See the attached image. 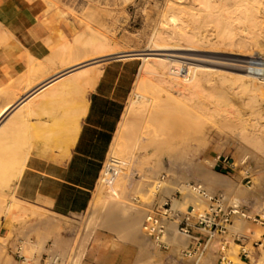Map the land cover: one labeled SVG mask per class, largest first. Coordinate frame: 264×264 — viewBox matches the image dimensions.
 <instances>
[{"label":"rangeland","instance_id":"rangeland-1","mask_svg":"<svg viewBox=\"0 0 264 264\" xmlns=\"http://www.w3.org/2000/svg\"><path fill=\"white\" fill-rule=\"evenodd\" d=\"M30 2L40 3L46 11L61 9L83 24L86 31L100 32V36L107 38V46L102 48L111 53L116 52L107 57L122 54L164 53V51L149 50L154 45V35L158 29L163 27V22L165 24L168 21L172 23L174 22L172 18L175 17L173 14H179V12L175 13L178 10L170 9L169 12L168 4L170 5L171 0H30ZM218 3L223 5L222 1L218 0ZM254 3L261 8L259 12L264 18V1L255 0ZM219 5H216L220 8L216 12L221 13L223 11L221 9L224 7ZM189 6H191L190 8L200 7L197 2ZM226 7H231L230 11H233V0H228ZM222 13L217 20L206 24V27L194 25L190 20L185 23V26L188 23L185 29L188 32L194 31L209 35L211 40L198 44V53L215 62L209 67L220 70L219 74H221L217 75L213 72L209 77L210 81L202 82L196 89L193 99L184 102L167 99L169 94L166 91L170 89L168 84L160 86L155 74L145 70L142 72L144 61L140 57L123 55L125 58H134V68L138 67L127 100V107L134 98L138 99L136 94H146L153 100L148 105V111L152 116L149 118L150 120L148 118L145 120L146 114H140L123 137L127 148L126 151L121 152L120 157L124 158L131 151H135V161L131 163V169L127 170L125 165L119 167L113 182L104 181L102 176L100 179L102 185L99 182L98 186L101 187L97 186L93 198L102 188L97 206V210L100 211L109 204V193L117 194L121 186L126 188L127 192L131 191L133 187L134 190L136 181L141 187L140 182L146 176L144 173L148 174L150 170L154 172L153 168L156 166L159 170L163 168L159 175H168V180L177 181L178 184L197 183L191 177L196 172L195 164L199 163L239 184L231 191L227 187L221 186L223 188H219V192L226 194L233 202L244 205L247 215L250 217L237 216L233 219V239H230V246L227 248L229 259L233 264H264V169L262 175L256 173L264 167V79H254L257 87L244 88V81L240 77L241 72L234 66L243 65L246 68L252 57H264V50L260 51L259 46H255L249 49V53L252 52L250 56L244 55L245 47L238 42L233 43V40L244 32H239V28L233 27V23L227 25V13ZM196 16L197 18L204 17L202 14ZM189 18L188 15L179 14L175 17L176 25L181 26V20ZM172 27L168 24L164 29ZM83 39L78 35L75 42L79 48L89 49L86 58L105 53L101 51L100 42L99 45L87 44ZM160 58L163 57H151L150 60L161 63L162 59ZM173 59L182 61L178 58ZM108 60L112 59L106 61ZM106 61L98 62L100 64L97 63L95 66L101 67ZM172 65L167 67L168 74L171 78L178 80L170 73ZM142 80L143 84H141ZM139 83L141 87L137 89ZM142 131L144 132L142 133ZM141 133L145 134L140 145L135 141ZM134 139L136 140L134 141ZM135 145L137 146L135 147ZM187 146L192 149L191 153L184 154L178 161L171 159L172 155L181 153L182 149ZM248 150L249 153L245 156L248 157L247 162H241V155ZM112 155L114 153L111 147L108 159ZM218 156H228L235 163L233 170L227 171L221 167H215ZM16 159L14 158V161L0 159V264H35L36 262L50 264L53 256L57 258L56 264H61V262L63 264H146L147 261L144 262L143 257H140L138 247L127 242L122 233H117L106 227L99 217V211L94 212L91 205L84 213L61 216L47 207L20 199L16 194L17 184L9 186L6 181L7 179L11 180L10 176L21 166H24L25 169L26 157H22L21 160ZM19 161H22L21 166L18 165ZM193 163L194 165H192ZM12 166H14L13 169ZM9 170L12 172L5 175V172H10ZM160 176L158 177L160 178ZM183 176H188L189 179H183ZM5 178L7 179L5 180ZM120 179L123 182L119 187L117 182ZM204 185L212 187L218 184L212 182V184L204 183ZM208 186L204 187L210 194L219 193L211 190ZM240 186L254 189L258 192V197L249 200L240 198ZM140 187L136 192L133 190L128 192L129 196H132L131 198L134 202L137 201L139 206L148 208L145 203L149 201L147 197L144 198V194L139 190ZM177 189L182 188L177 187ZM154 191L156 192V189ZM155 195L153 197L157 202L168 197L162 196L161 192H156ZM200 206L205 208L203 203ZM50 220L52 221L49 222ZM237 220L246 222L245 226H238ZM237 233L247 237L242 241L243 245L234 240V235ZM88 236L90 237L89 245L78 263L81 248ZM58 244L65 248L64 256L56 251ZM242 247L250 251L249 258H241ZM157 250L162 252L163 259H156L155 264H204L212 252H215V257L207 262L208 264H218L220 255L217 243H214L203 255L183 256V258L173 253L172 249L162 250L157 247ZM139 257L143 260L136 263ZM191 258L193 260H190Z\"/></svg>","mask_w":264,"mask_h":264},{"label":"crops","instance_id":"crops-1","mask_svg":"<svg viewBox=\"0 0 264 264\" xmlns=\"http://www.w3.org/2000/svg\"><path fill=\"white\" fill-rule=\"evenodd\" d=\"M80 31L86 32L83 24L61 9L46 11L40 3L30 0H0V110L6 104L14 105L0 120V159L26 157L25 169L16 185L17 196L61 216L81 214L89 209L138 71V67L134 68V58H113L102 64L104 71L99 82L86 95L89 105L81 120L76 144L69 158H64L62 151L53 146L54 140L47 142L38 138L62 106L44 99L47 92L44 85L47 81L64 79L71 70L76 71L67 65L70 60L80 57L83 61L78 71L91 67L85 63L89 49L79 48L75 42ZM63 64L68 67H62ZM58 69L61 71L57 73ZM38 94L43 97V104ZM75 95L67 97L71 99ZM29 97L30 100L37 97L33 99L39 101L36 106ZM31 109H42L44 113L39 111L41 117L36 114L37 117L25 118ZM37 126L41 134L34 128ZM221 186L208 187L219 192Z\"/></svg>","mask_w":264,"mask_h":264},{"label":"bare ground","instance_id":"bare-ground-1","mask_svg":"<svg viewBox=\"0 0 264 264\" xmlns=\"http://www.w3.org/2000/svg\"><path fill=\"white\" fill-rule=\"evenodd\" d=\"M219 1L223 2V5H222V3H221V5L224 7V9L223 8L221 9V10H223V11H221V13L218 11H217L218 13L216 12V10L220 9V8H218V6L216 7V5H219L218 0H176V1L171 0V3L169 2L170 5L168 4L169 12H170V9L178 10V11H175V13L179 12V14L188 15L190 18L187 20L182 19L181 20L182 24L180 23L181 26L178 24L176 25L177 20H175V17L179 16V14L176 13V14H173V16H175V17L172 18L174 20V22L171 23L168 21V22H166V24L163 22V24H162L163 27L162 28L159 27L160 30L159 29L157 30V33L154 35V38H153V44L154 45L149 50L164 51V53H147V54H139L138 53V54L128 55V57H140L141 59H143L144 62L142 64V72L145 70V71H150L153 74H155L157 76L158 84L160 86L163 84L164 85L168 84L170 89L168 91H166V89H165L166 93L168 92V94H169L167 99L170 98V100H173L175 102H180V101L184 102L185 100L187 101L189 99H193L194 96L196 95V89L201 85L202 82L210 81L209 77L213 72L217 73V75H221V74H219L220 70H216L212 67H209V65H211L215 62H213L212 60L207 59L205 57H202L198 53V51H199L198 44L202 41L211 40V39H209V35L204 34V33H200V32H194V31L188 32L187 30H185L186 27L188 26V23H187V26H185L186 25L185 23L188 22V20L193 22L194 25L196 24L199 26L206 27L205 26L206 24H208L209 22H212L214 20H217V18L221 14H223L222 12H225V13H227V15H226L227 25H231L233 23V27L237 26L240 30L239 32H241V33L244 32L243 34H240V36H238L237 39L233 40V43L235 42V44H236V42H238L239 44H241L245 47L244 55L250 56L252 54V52L250 51L251 53H249V49L253 48L255 46H257V47L259 46L258 49L260 51L264 50V18L260 15L259 11L261 8L258 5H255L256 4V3H254L255 0H233V7H232L233 11H230V10H232V9H230L231 7L225 8V6H227L228 0H219ZM195 2H197L198 5H200V7L190 8L191 6H189V5L193 4ZM221 5H219V6H221ZM192 6H195V5H192ZM173 10H172V12H173ZM232 12H233V14H231ZM198 14H202L204 17L202 16L203 18H201V16H200V17H198L199 18V20H198V18L196 16ZM200 18H201V20H200ZM231 19H233V20H231ZM174 23H175V25H173ZM164 24H165V26H164ZM168 24H169V26L172 25L173 27L170 29L169 28L164 29V27H166ZM91 31L92 30H87L84 33L83 32L81 33V31H80L78 33H80L79 36L83 37L84 38L83 41L87 44L99 45L98 43L100 42L101 48L107 46L106 45L107 44V38L100 36L99 35L100 32H94L93 31V33H92ZM95 33H98V34H95ZM218 40H219V38H218ZM235 44H233V45H235ZM101 51L105 52V53L102 55L100 54V56L99 55H96V56L93 55V56L87 57L86 59H85V57L82 58V59H85V63L90 64L89 65V66H91L90 68L78 71L77 67H79V66L81 67L82 62H83V61L81 62L80 57H78L76 59H73L72 61L70 60V62L68 61V63H67V65L70 68L75 67L76 71L71 70L70 75L65 77L64 79H62V77H61L60 79H62V80L54 79V80H51L49 82L47 81V83L44 85V89L45 90L47 89V92L45 93V95L43 94L45 96L44 99H49L50 101L52 100V102L53 101L59 102L62 106L60 107V110H58V112L55 113V115L51 118L52 122L50 120V122H51L50 124H46L44 127L42 126L43 127V131H42L43 133H42V136H40L38 138L42 137L43 140L47 141V142L54 140L53 146L56 147L55 149L58 148L62 151V156L64 158H67V157L69 158L70 152L72 151L71 149L76 144L77 138H78L79 133L81 131V120L86 115L88 105H89L88 99L86 96L87 92L90 89H93L97 85V83L99 82V80L102 76V73L104 71V70H102V66L98 67L95 65H97L98 62L106 61L107 59H110L107 56H110L111 54L116 53V52L111 53L108 50L103 49V48L101 49ZM101 51H100V53H102ZM125 56H127V55H125ZM157 56L163 57V58H160V59H162L161 63H157V62L150 60L151 57H157ZM97 57H99V58H97ZM119 57L125 58L124 56H119ZM173 58H178L182 61L180 62V61H177ZM171 61L174 63H172ZM65 64H63L62 67L67 68L68 66ZM98 64H100V63H98ZM171 64H173V65H172V68L170 70V73L173 76L177 77L178 80L171 78L168 74L167 67L170 66ZM260 65L264 66V63L262 62V63H260ZM234 66H236V70H239L241 72L240 77L244 81V83H243L244 88L248 89L251 86L257 87V83L255 81L258 78L257 75L263 76V79H264V69H262V68H252V67L249 68L247 66L245 68V66H243V65H234ZM59 70L60 69L57 70V73ZM57 77H60V76H57ZM39 82H41V81H39ZM143 83H144V81L142 80L141 84H143ZM140 87L141 86L139 83L136 88L139 89ZM156 87H157V84H156ZM34 88H36V86ZM42 89H40V90H42ZM75 93L77 95H75L71 99H69L67 97L68 95L75 94ZM40 94H42V93H40ZM40 94H38V96L40 98V100L39 99L38 100L41 103L42 102L41 98H43V97H40ZM16 97H17V101H18L19 96H16ZM37 97L33 98V99H37ZM136 97H138V99L134 98L131 101V103L129 104V106L126 108L125 113H124L123 118H122V121L120 123V126L118 128V131L116 132V135L114 137V141L112 143V152L114 153V155H112V157H116V158L120 159L122 162L121 166L125 165L127 170L131 169V167H130L132 165L131 163L133 161H135L134 160L135 151L134 152L131 151L124 158L120 157L121 152L126 151V148H127V145H125V143L123 142V140H124L123 137H125V132L132 126V124H134V121L137 120V118L140 114H143V113L146 114L145 120L147 118H148V120H150L149 118L152 116L151 112L148 111V105L153 102L152 98L146 94H143V95L136 94ZM66 98H68V99H66ZM33 99L30 100V97H29V100L36 106V102H39V101L35 102V101H33ZM25 101H26L25 103H28L27 100H25ZM43 102H42V104H43ZM18 103H21V102H18ZM34 105H32V106L34 107ZM13 106L14 105H11V104L7 105L6 104V106H4L0 110V120L3 117H5L6 114H9L8 111L11 107L13 108ZM19 106H18V108H19ZM39 106H38V108H39ZM33 107H32V109H33ZM42 107H43V105H42ZM29 108H31V106H29ZM14 109H15V107H14ZM16 109H17V107H16ZM32 109L29 110V112L27 113L26 116L24 115L25 118H28L32 115L36 116V114H39V113H44V112H42L43 111L42 109L41 110L36 109L37 111L35 109L34 110H32ZM48 109H49V107H48ZM57 109H58V107L55 108V110H57ZM50 110L51 109H49V111ZM53 111L50 114L53 115ZM37 112H39V113H37ZM45 114H44V116H45ZM47 115H48V113H47ZM38 117H41L40 114ZM25 118L22 120H25ZM34 128H36V130H37L38 126L34 127ZM40 132L41 131L39 129L38 133H40ZM143 132L144 131H142V133ZM142 133L137 138V141H135L136 139H134L135 143L141 145V143L144 139V134H145V133L144 134H142ZM37 136H39V135L37 134L36 137L34 136L36 138V140H37ZM0 141H1V139H0ZM30 142H31V140H30ZM136 146L137 145H135V147ZM35 148L37 150V147H35ZM51 149H53V148H51ZM131 150H134V149H131ZM191 152H192V149L189 148V146H187L184 149H182L181 153L172 155L171 159H173L174 161H178L181 158V156H183L184 154H189ZM247 153H249V150L246 153H244L243 155H241V162L244 161L243 159L245 158ZM19 159L21 160V158H19ZM12 160L14 161V159H12ZM24 160H25V158L23 159V161ZM8 161H7V163H8ZM16 161H17V159H16ZM190 161H192V160H190ZM10 165H12V164H10ZM18 165L21 166L22 161ZM23 165H24V163H23ZM192 165H194V163ZM5 166H7V165H5ZM13 167L14 166H12V169H13ZM21 167H20V169L17 167L19 170H16L15 172L13 171L14 172L12 174L13 176L12 175L10 176V177H12L11 180L5 178V180L7 179L6 181H8L9 186L16 185V184L18 185V181L21 180L23 170H24V168H23L24 166L22 168ZM156 167L153 168L154 172L152 170H150V172H148V174L144 173L146 176L144 175L145 176V178L143 177L144 180L142 182H140L142 184L141 187L139 185V182L137 183V181H136L135 189L133 190L134 187L132 188L133 192H136L137 188L140 187L139 190L144 194V198L147 197V199L149 201L148 203L144 202L148 208L141 207L142 206L141 204H140L141 206H139V203L138 204L136 203L137 201L134 202L133 198H131L132 196L130 197L129 193H128V192H131L132 190L127 192V189L124 188L123 186H121V183L123 182L121 179L117 182L118 186L119 187L121 186L118 189L117 194H115L114 192L108 194V198L110 199V202H108L109 204L105 205L102 209H100V211L97 210V206H98L99 201H100V195L102 194V190H101L102 188L99 189L101 186L100 187L98 186L99 190H98L97 194L94 196V198L92 199L91 204H90L91 209L94 212L99 211V217L101 218L102 223L106 227H108L109 229H111L113 231H116L117 233H122L123 237L127 240V242H130V243H132L138 247L140 257H143L144 262L147 261L146 264H152V263L155 264L154 262L156 261V259L160 260L162 258V252L157 250V246L155 247L156 244H155L154 240L151 239L143 230V222L148 215V210L150 207H152V205L156 201L155 197H153V196L156 194L157 190L155 192L154 189H156L155 186L159 182L158 176H160L159 174H160V172H162L161 170L163 169V168H161L159 170V168L158 167L156 168ZM8 169H10V168H8ZM195 169H196V172L191 178L195 179V181H197L198 184L203 183L202 184L203 186H205L204 183H206V184L211 183L212 184V182H214L215 184H221L222 186L227 187L228 189H230V191L233 190V188L239 186V184L235 180H233L229 177H225L223 175H219L218 173L212 171L209 168L202 166L199 163L195 164ZM263 169H264V167H262L256 173L262 175ZM9 171L10 172L7 171L8 173L5 172L4 174L6 175V174H9L12 172L11 170H9ZM128 173H130V172H128ZM10 177H8V178H10ZM122 177L123 176L121 175V178ZM259 178H260V176H259ZM183 179H189V178H188V176H183ZM257 179H258V177H257ZM100 184H101V182H100ZM8 185L6 184V186H8ZM177 187L182 188V190L183 189L185 190V182H183L182 184H178L177 181L168 180L165 184H163V188L161 190L162 196L171 197L174 194ZM140 191H139V193H140ZM14 192H15V190H14ZM257 193L258 192H256L254 189L246 188L244 186H240V198H244L245 200L246 199L247 200L256 199L258 197ZM133 194H135V193H133ZM185 200H186L185 201L186 203H188V202L192 203L196 207L198 204L201 205V201L199 199V196L195 195L192 192L188 193L185 196ZM162 201H164V199ZM175 204L177 206H181V205L183 206V204L180 201H175ZM146 206H144V207H146ZM51 221L52 220H50L49 222H51ZM245 223L246 222H244L242 220L241 221L237 220V224L240 227L245 226ZM171 230L172 231H171L170 237H171V240L173 241V243L175 245V248L172 249V251H173V253L177 254L179 257L183 258V255H182L179 247L182 245L186 246L189 243V240L186 239L185 237L178 236L175 233L174 225L171 226ZM89 240H90L89 236L86 237L84 240V244L81 248V253L79 254L78 263L81 261L83 255H84V252L86 251V249L89 245ZM56 249H57L56 251L58 253H60L62 256L65 255L66 250L62 245L58 244L56 246ZM155 249H156V251H155ZM153 251H155L156 254H153V253H155ZM53 257H52L53 260L51 261L50 264H56L57 263L56 256H53ZM140 257L138 258L136 263L143 260V259H140ZM214 257H215V252H212L211 254L208 255L206 262L211 260ZM190 260H193V258H191ZM206 262L204 264H208V262L207 263ZM241 263H243V262H241ZM35 264H40V263L36 262ZM61 264H63V262H61Z\"/></svg>","mask_w":264,"mask_h":264},{"label":"built area","instance_id":"built-area-1","mask_svg":"<svg viewBox=\"0 0 264 264\" xmlns=\"http://www.w3.org/2000/svg\"><path fill=\"white\" fill-rule=\"evenodd\" d=\"M262 62L264 63V57H252L247 67L264 69V66L260 65ZM257 77L263 79V76L257 75ZM243 160L246 163L248 157ZM121 165L120 159L107 158L102 169L104 181L113 182ZM234 165L235 163L228 156H218L215 161V167L218 166L227 171L233 170ZM168 179L169 176L166 174L160 176L155 186L157 193L161 192L163 184ZM190 192L199 196L205 208L199 204L196 207L192 203L185 202V196ZM175 201H180L183 206H177ZM237 216L250 218L244 205L233 202L223 192L210 194L202 184L188 182L185 183V190L176 189L171 197H165L161 202L155 201L143 222V230L154 240L159 249L171 250L175 248L170 237L171 226L174 225L175 233L189 240L186 246L179 247L183 256L203 255L214 243H217L220 250L218 264H233L228 257L227 248L230 246V239H233V219ZM234 237V240L241 242V245H243L242 241L247 238L238 233ZM250 254L249 250L242 247L241 258H249Z\"/></svg>","mask_w":264,"mask_h":264},{"label":"water","instance_id":"water-1","mask_svg":"<svg viewBox=\"0 0 264 264\" xmlns=\"http://www.w3.org/2000/svg\"><path fill=\"white\" fill-rule=\"evenodd\" d=\"M123 55H130V54H122V55H117V56H111V57H109L110 59H113V58H121V57H119V56H123Z\"/></svg>","mask_w":264,"mask_h":264}]
</instances>
